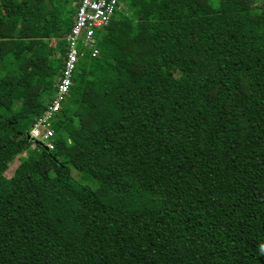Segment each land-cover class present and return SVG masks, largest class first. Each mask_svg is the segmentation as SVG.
<instances>
[{"label": "trees", "instance_id": "obj_1", "mask_svg": "<svg viewBox=\"0 0 264 264\" xmlns=\"http://www.w3.org/2000/svg\"><path fill=\"white\" fill-rule=\"evenodd\" d=\"M77 3L0 0V264H264V0H121L50 151Z\"/></svg>", "mask_w": 264, "mask_h": 264}, {"label": "built area", "instance_id": "obj_2", "mask_svg": "<svg viewBox=\"0 0 264 264\" xmlns=\"http://www.w3.org/2000/svg\"><path fill=\"white\" fill-rule=\"evenodd\" d=\"M120 4L121 0H78L72 28L62 39L65 45L64 60L60 76L54 84V97L43 115L29 129L30 140L44 142L50 151L54 149L52 120L67 102L80 56H98L94 30L103 31L112 21L115 9Z\"/></svg>", "mask_w": 264, "mask_h": 264}, {"label": "rangeland", "instance_id": "obj_3", "mask_svg": "<svg viewBox=\"0 0 264 264\" xmlns=\"http://www.w3.org/2000/svg\"><path fill=\"white\" fill-rule=\"evenodd\" d=\"M120 10H121V6H118L116 7L115 9V13L113 15V17H115L116 15H119L120 14ZM95 31V35H97L98 32H100L99 30H94ZM83 35V32H81V36ZM48 91H50V88H47ZM44 144V142H41ZM33 147H28L24 152L23 154H20V155H16L13 157L12 161L10 163L7 164V166L0 170V174L4 175L5 177H10L15 169V167L18 165L19 163V160L20 158H23V157H28V156H31L32 153H33ZM43 163H46V160L44 158H42L41 160ZM86 161L88 160H81V159H77L76 160V163L71 167V174L73 176V178H75V180H77L79 183L81 184H84V182L82 181L81 179V173L78 172V169H86V170H89L91 172H93L96 176H100L102 177L101 174H105V175H111V173H108L107 171H104L103 169H98L97 170L100 172H98L97 170H95L96 168V165L95 164H87ZM91 166V167H90Z\"/></svg>", "mask_w": 264, "mask_h": 264}, {"label": "clouds", "instance_id": "obj_4", "mask_svg": "<svg viewBox=\"0 0 264 264\" xmlns=\"http://www.w3.org/2000/svg\"><path fill=\"white\" fill-rule=\"evenodd\" d=\"M261 251L264 252V245L261 246Z\"/></svg>", "mask_w": 264, "mask_h": 264}]
</instances>
